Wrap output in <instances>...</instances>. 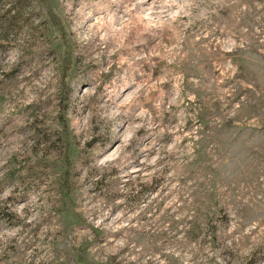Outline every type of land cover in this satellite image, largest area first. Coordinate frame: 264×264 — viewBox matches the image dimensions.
I'll return each mask as SVG.
<instances>
[{
    "label": "rangeland",
    "instance_id": "374dc122",
    "mask_svg": "<svg viewBox=\"0 0 264 264\" xmlns=\"http://www.w3.org/2000/svg\"><path fill=\"white\" fill-rule=\"evenodd\" d=\"M0 264H264V0H0Z\"/></svg>",
    "mask_w": 264,
    "mask_h": 264
}]
</instances>
